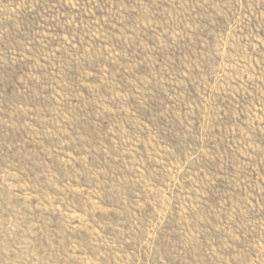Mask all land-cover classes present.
I'll return each instance as SVG.
<instances>
[{
    "label": "rangeland",
    "instance_id": "rangeland-1",
    "mask_svg": "<svg viewBox=\"0 0 264 264\" xmlns=\"http://www.w3.org/2000/svg\"><path fill=\"white\" fill-rule=\"evenodd\" d=\"M0 264H264V0H0Z\"/></svg>",
    "mask_w": 264,
    "mask_h": 264
}]
</instances>
